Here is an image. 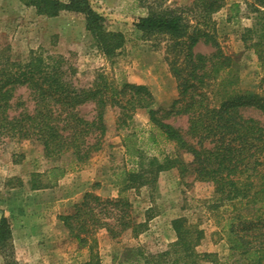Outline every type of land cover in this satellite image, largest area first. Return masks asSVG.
<instances>
[{
    "label": "trees",
    "instance_id": "1",
    "mask_svg": "<svg viewBox=\"0 0 264 264\" xmlns=\"http://www.w3.org/2000/svg\"><path fill=\"white\" fill-rule=\"evenodd\" d=\"M21 1L45 18L64 13L81 16L85 30L107 56L123 44L122 36L107 30L104 18L92 9L89 0ZM134 1L145 11L135 23L136 30L145 38H161L166 43V61L177 90L170 107L152 109L154 99L145 85L117 83L98 73L90 86L82 87L75 72L59 56L31 51L25 60L14 61L2 50L0 141L16 137L40 144L44 158L56 163L45 173L47 185H52L101 150L107 132L105 112L118 110L117 128L127 130L122 146L126 163L132 166L121 174L119 196L102 199L85 193L71 214L59 218L79 249L86 251L85 264L102 262L99 234L116 241L125 234L136 239L147 230L150 217L145 215L143 222H136L123 193L152 186L159 174L172 169L184 173L186 166L177 154L162 159L147 156V152L163 145L184 153L194 180L212 186L213 210L230 209L223 229L232 264H264V124L244 116V112L253 111L264 118V93H247L238 87L236 60L225 55L217 42L213 16L224 8L225 0H193L184 9L169 8L168 0ZM258 1L264 5V0ZM199 44L209 46L213 52L209 56L196 53ZM22 88L29 92L31 110L23 102H14L16 91ZM87 105L93 106L90 120L79 112ZM140 110L148 112L147 128L133 127L132 116ZM178 117H186L185 131L168 122ZM32 189L39 186L33 185ZM171 227L175 241L166 250L150 253L140 247L129 248L124 258L117 256L114 262H215L214 254L197 250L203 238L201 230L188 226L184 218L172 221ZM9 241L10 230L1 219L3 264H18L10 258Z\"/></svg>",
    "mask_w": 264,
    "mask_h": 264
},
{
    "label": "rangeland",
    "instance_id": "2",
    "mask_svg": "<svg viewBox=\"0 0 264 264\" xmlns=\"http://www.w3.org/2000/svg\"><path fill=\"white\" fill-rule=\"evenodd\" d=\"M65 2L67 0H59ZM100 14L108 31L120 34L123 44L111 56L105 55L85 30L81 16L62 14L56 18L36 15L33 8L21 0H0V54L11 60H25L31 51L63 58L67 68L76 74L79 86L93 83L98 73L106 74L117 83L145 85L152 93V109H168L177 97L176 82L166 61V43L161 38H145L135 28L141 11L125 0L89 1ZM126 2V3H125ZM193 0H168L171 9H184ZM235 6V7H234ZM254 9L260 13H255ZM145 12V11H144ZM262 14V15H260ZM264 5L258 0H225V6L213 16L216 38L223 53L236 60L238 87L247 93H264ZM251 30V33H247ZM195 52L209 56L213 50L199 44ZM23 102L32 109L29 92L19 89L14 102ZM90 120L93 106L79 110ZM118 110L108 109L104 115L107 128L102 148L89 161L47 185L45 173L56 165L44 158L40 144L34 140L16 137L0 141V221L4 219L10 230L12 248L10 258L18 264H85L87 254L63 227L60 217L72 213L85 193L102 199L119 196L121 174L132 168L126 163L122 136L126 128H117ZM245 117L264 124V118L253 111ZM133 127H148L147 110L137 111ZM173 127L185 131L186 117L168 121ZM177 154L186 166L184 173L176 169L158 175L155 184L129 190L123 196L132 206V217L143 222L148 215L147 230L133 239L125 234L116 241L99 234L98 252L101 264H116L114 258L125 257L129 248L140 247L155 253L164 251L175 241L172 221L184 218L188 226L201 230L203 238L197 250L214 254L215 262L199 264H232L227 234L223 229L230 209L213 210V188L196 182L188 157L177 152L172 145H163L148 157L162 159ZM67 163V159H63ZM39 186L33 190L32 186ZM5 254L0 251V264Z\"/></svg>",
    "mask_w": 264,
    "mask_h": 264
},
{
    "label": "crops",
    "instance_id": "3",
    "mask_svg": "<svg viewBox=\"0 0 264 264\" xmlns=\"http://www.w3.org/2000/svg\"><path fill=\"white\" fill-rule=\"evenodd\" d=\"M91 1H94V2H104V0H91ZM105 1H108V0H105ZM125 1H129V2H127V3H129V5H133V6H136L137 7V4L135 3L134 0H125ZM138 8H139L138 10L141 11V14L139 15V18L144 17L145 16L144 10L142 8H140V7H138Z\"/></svg>",
    "mask_w": 264,
    "mask_h": 264
}]
</instances>
